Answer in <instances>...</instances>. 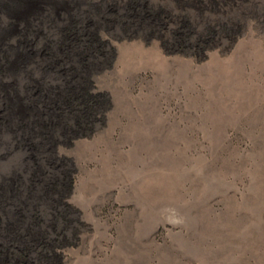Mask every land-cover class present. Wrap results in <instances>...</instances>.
Instances as JSON below:
<instances>
[{"label":"rangeland","instance_id":"rangeland-1","mask_svg":"<svg viewBox=\"0 0 264 264\" xmlns=\"http://www.w3.org/2000/svg\"><path fill=\"white\" fill-rule=\"evenodd\" d=\"M140 1L175 21L103 48L104 97L59 141L55 232L15 264H264V0Z\"/></svg>","mask_w":264,"mask_h":264},{"label":"bare ground","instance_id":"bare-ground-1","mask_svg":"<svg viewBox=\"0 0 264 264\" xmlns=\"http://www.w3.org/2000/svg\"><path fill=\"white\" fill-rule=\"evenodd\" d=\"M142 2L0 0V263H25L43 252L50 228L55 232L45 218L59 213V141L104 97L92 70L103 48L114 50L118 30L139 29L138 16L155 15L161 27L175 21L169 7ZM190 6L212 12L228 5L195 0ZM184 16L189 22L178 24L196 28ZM205 23L208 29L229 25Z\"/></svg>","mask_w":264,"mask_h":264}]
</instances>
